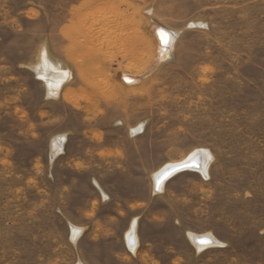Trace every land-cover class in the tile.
<instances>
[{"label":"rangeland","instance_id":"374dc122","mask_svg":"<svg viewBox=\"0 0 264 264\" xmlns=\"http://www.w3.org/2000/svg\"><path fill=\"white\" fill-rule=\"evenodd\" d=\"M109 1L0 0V264H264V0Z\"/></svg>","mask_w":264,"mask_h":264},{"label":"bare ground","instance_id":"6f19581e","mask_svg":"<svg viewBox=\"0 0 264 264\" xmlns=\"http://www.w3.org/2000/svg\"><path fill=\"white\" fill-rule=\"evenodd\" d=\"M105 2L109 3L110 1L105 0ZM96 3L99 4L101 2L97 1ZM154 31H155L154 34L159 36L161 40L163 39L166 40L172 37L171 33L165 30L161 26L154 25ZM41 55H42L41 63L40 64L38 63L39 65L36 71L39 74V77L45 81L48 93L51 95H56L59 91L60 85H62L63 82L68 80L70 75L68 71H62L60 70L61 69L60 67L55 66L53 63L49 62L44 50L42 51ZM123 76L124 75H121V80ZM129 77L130 76H126L124 78L126 80L125 84H130L133 81H135L133 77L132 78L131 77L129 78ZM137 129H140V127H138ZM63 142H64L63 135L56 136L52 139L51 141V155L52 156L56 155L62 149ZM210 160H211V156L206 150H197L183 161H180L178 163H167L163 165L160 169H158L152 175L154 188L156 190L161 191L165 181L170 176L178 172V171H175V172L168 174L169 171H172L176 166H180V165L190 166L189 168H186V169L198 171L203 176H206L207 175L206 166L210 162ZM136 226H137L136 218H133L131 220V223L128 229L126 230L124 234L125 243L131 252H134L135 248L138 245V238L136 235ZM71 230H72V237L75 239L80 229L74 227V228H71ZM188 237L191 240V242L195 244V246H197V248H201L205 243H208V242L209 243L206 244L207 246L219 243L217 239H215L214 236H212L211 234L194 235L192 233H188Z\"/></svg>","mask_w":264,"mask_h":264},{"label":"water","instance_id":"95a60500","mask_svg":"<svg viewBox=\"0 0 264 264\" xmlns=\"http://www.w3.org/2000/svg\"><path fill=\"white\" fill-rule=\"evenodd\" d=\"M190 166H187V165H180V166H176L172 171H169L168 174L172 173V172H175V171H181V170H184L186 168H189Z\"/></svg>","mask_w":264,"mask_h":264}]
</instances>
